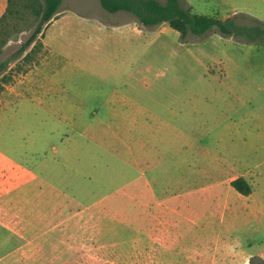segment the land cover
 Masks as SVG:
<instances>
[{"label":"rangeland","instance_id":"obj_1","mask_svg":"<svg viewBox=\"0 0 264 264\" xmlns=\"http://www.w3.org/2000/svg\"><path fill=\"white\" fill-rule=\"evenodd\" d=\"M188 2L195 12L217 17L243 5L263 7L260 0ZM31 3L12 0L11 13L0 22V60L16 54L31 35L37 21ZM24 54L11 60L1 80L12 85L20 75L42 65L47 69L36 77L44 88L32 83L27 94L69 103L60 106L66 119L35 105L18 104L14 116L0 123L1 149H14L20 161L52 162L60 156L51 151L52 146L60 149L65 142L59 161L66 166L67 178H77L93 164L95 170H85L92 179L89 192L97 197L116 194L108 202L125 222L120 236L132 237L141 221L130 193L137 190L145 195L150 186L129 184L134 170L97 148L79 146L76 128L69 123L76 115L87 125V116L100 107L103 96H109L101 81L111 82L117 86V99L137 108L136 141L131 136L124 140L137 146L144 173L154 179L157 192L170 194L176 185H212V195L201 192L164 202L175 205L176 212L158 210L170 224L174 250L190 257L172 258L171 252H163L164 264L264 263L263 46L213 29L182 38L167 23L145 26L128 12L104 10L99 0H62ZM52 72L56 73L50 77ZM6 86L0 98L7 96ZM10 128L15 134L8 136L5 132ZM80 162L83 165L78 166ZM220 162L227 166L216 170L215 163ZM238 176L250 187L247 196L228 183ZM221 178L225 194L218 183ZM124 183L127 187L118 192ZM124 194L127 197L122 199ZM153 218L143 217L142 226L157 225ZM99 221L96 218L93 238L84 235L74 264H150L136 257L132 244L126 249L105 248Z\"/></svg>","mask_w":264,"mask_h":264},{"label":"crops","instance_id":"obj_2","mask_svg":"<svg viewBox=\"0 0 264 264\" xmlns=\"http://www.w3.org/2000/svg\"><path fill=\"white\" fill-rule=\"evenodd\" d=\"M260 1L263 4L261 8L243 5L241 10L233 9L225 16L218 17L225 19L241 12L264 22V0ZM7 6L8 0H0V17L5 13ZM254 10H259V13H255ZM137 31L133 33L136 34ZM25 50L7 58L10 61L6 67L13 58L25 57ZM44 69L47 68L42 65L34 66L20 75L18 82L7 86L6 81L1 80L6 74V68L0 72V91L4 89V86L8 89L7 96L0 98V104L4 105L0 108V123L7 120L10 115L14 116L15 106L18 104L35 105L38 109L51 113L53 117L55 114L60 120L66 119L62 116L65 112H61L60 106L69 103L65 104L54 98L46 99L41 95L27 94L35 85L32 83H39V88H44L40 77H36ZM56 72H52L50 77ZM101 82L103 90L109 96H103L100 107L94 108V112L87 116V125L80 123L76 115L69 120V123L76 128L79 146L84 145L87 149L97 148L119 165L134 170L136 175L132 177L131 182H128L129 184L138 182L141 185L145 183L150 186V192L145 195L135 190L134 194L131 196L132 193H130L129 196V199L135 202V212L139 215L141 224L132 237L120 236L125 222L118 219V212L111 207L110 201L108 202V198L116 194L97 197L89 192L92 179L85 170H95L91 163L80 175L77 173L79 179L78 177L67 178L66 166L59 161L66 151L63 148L65 142H62L60 149L52 146L51 151L54 154L60 153L59 159L56 158L52 162L20 161L14 149L10 152L0 148V264H74L79 261L80 242L84 241V235L88 239L96 234V218H101L97 225L104 237L102 245L105 248L126 249L129 244H132L136 257L145 259L150 264H164L163 252H171L172 258L174 256L190 258L174 250L170 224L168 225L169 222H164L159 217L158 210L176 212L175 205L168 207L164 202L201 192L203 194L210 192L212 195V185L198 188L188 184L176 185L170 194L158 193V189L153 186L154 179L149 177L146 171L144 173L137 146L133 147L132 141L129 143L124 140L125 137L131 136L136 141L138 135L135 104L131 102L129 107L124 106L127 100L117 99L118 97L115 96L117 86L104 80ZM78 109L82 111L81 108H73L74 111ZM128 114L131 116L127 120ZM139 123L142 124L141 121ZM5 134L11 136L15 133L10 128ZM140 152L142 153V145ZM81 165L83 162L78 163V166ZM225 166L227 165H224V162L215 163L216 170ZM231 171L232 169L224 176ZM218 183L222 187L221 192L225 194L222 178ZM125 186V183L120 185L117 188L118 192L127 187ZM120 197L124 199L127 196L124 194ZM148 215L154 216L153 220H156L158 224L144 228L143 217Z\"/></svg>","mask_w":264,"mask_h":264},{"label":"trees","instance_id":"obj_3","mask_svg":"<svg viewBox=\"0 0 264 264\" xmlns=\"http://www.w3.org/2000/svg\"><path fill=\"white\" fill-rule=\"evenodd\" d=\"M11 1L8 0V6L0 17V22L11 13ZM31 1L37 21L31 35L21 44L16 55L22 53L36 36L41 34L43 26L57 12L61 3V0ZM99 3L108 12H128L145 26L167 23L172 29L179 32L182 38L187 35L200 36L213 29L222 36H232L238 41L264 47V22L245 13L234 14L225 19H221L215 14H198L187 0H165V3H160L158 0H99ZM244 20H248V23H245ZM9 61V59L0 60V72L6 68ZM230 184L239 193L247 195L250 192L249 185L242 177L233 179Z\"/></svg>","mask_w":264,"mask_h":264}]
</instances>
